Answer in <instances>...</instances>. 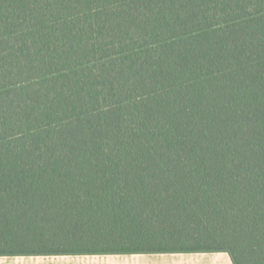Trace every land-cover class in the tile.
I'll list each match as a JSON object with an SVG mask.
<instances>
[{"label":"trees","instance_id":"1","mask_svg":"<svg viewBox=\"0 0 264 264\" xmlns=\"http://www.w3.org/2000/svg\"><path fill=\"white\" fill-rule=\"evenodd\" d=\"M193 251L264 264V0H0V254Z\"/></svg>","mask_w":264,"mask_h":264},{"label":"crops","instance_id":"2","mask_svg":"<svg viewBox=\"0 0 264 264\" xmlns=\"http://www.w3.org/2000/svg\"><path fill=\"white\" fill-rule=\"evenodd\" d=\"M0 264H234L225 251L0 254Z\"/></svg>","mask_w":264,"mask_h":264}]
</instances>
